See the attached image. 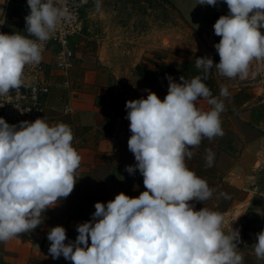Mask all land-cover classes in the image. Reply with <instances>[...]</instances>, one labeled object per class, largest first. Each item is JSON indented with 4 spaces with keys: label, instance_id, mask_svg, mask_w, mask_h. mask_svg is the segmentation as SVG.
<instances>
[{
    "label": "clouds",
    "instance_id": "clouds-1",
    "mask_svg": "<svg viewBox=\"0 0 264 264\" xmlns=\"http://www.w3.org/2000/svg\"><path fill=\"white\" fill-rule=\"evenodd\" d=\"M226 3L228 14L214 23L221 37L214 45L220 60L197 57L200 75L180 82L168 76L163 101L151 90L146 98L126 102L131 136L128 149L145 191L138 197L121 192L106 204L96 202L89 221L76 226L75 241L57 225L47 234L52 259L72 264H244L239 251L240 230H223V215L195 203L209 200L214 189L186 165L204 138L223 136L221 86L213 96L205 81L218 75L247 79L254 62L264 64V0H197L199 5ZM27 35L0 33V96L25 86V68L39 64L45 43L64 22L71 21L67 0H27ZM102 8L96 0L95 9ZM255 75V73H253ZM203 99L210 106H197ZM69 125H50L44 118L9 124L0 117V243L19 238L42 225L46 210L56 207L74 190L81 156L73 147ZM215 154L206 149V167ZM253 249L264 260V230L256 233ZM89 240L91 243L89 244ZM67 241V242H66Z\"/></svg>",
    "mask_w": 264,
    "mask_h": 264
},
{
    "label": "crops",
    "instance_id": "crops-1",
    "mask_svg": "<svg viewBox=\"0 0 264 264\" xmlns=\"http://www.w3.org/2000/svg\"><path fill=\"white\" fill-rule=\"evenodd\" d=\"M95 2L91 0L82 9V31L71 40L75 52L74 66L67 73L54 67L55 45L44 55L48 64L46 76L51 82V90L43 99L45 120L50 125L65 123L70 126L74 135L73 147L82 158L74 190L56 207L46 210L42 225L29 233L19 234V238L0 243V261L3 264H72L63 256L52 259L48 252V231L54 226H63L67 240L75 241L78 235L76 226L92 218L96 202L106 204L121 192L129 197H138L146 190L138 169L134 174L125 170L127 165L136 164L133 153L128 149L131 132L125 105L129 100L146 98V89L163 101L168 92L167 77L171 76L178 83L180 80L174 74L161 72L148 61L155 57H147L146 50L164 48L153 32L140 40L137 49L132 45L135 40L130 41L126 35L128 25L125 18L128 8L140 14H154L159 9L160 0H101L99 12L95 9ZM167 2L184 15H205L197 19L198 24L187 16L186 20L195 31L209 30L213 39L216 36L213 18L218 20L229 11L223 2L218 3L213 12L205 10L207 5H199L197 0H187V5L191 6L189 10H184L186 6L179 0ZM29 12L27 0H0V33L21 32L27 35L24 32L25 17ZM142 20L141 17L137 22L141 27L154 23ZM150 29L154 31L153 27ZM261 31L264 34V29ZM184 40L183 44L174 46L193 50L196 57L208 56L206 43L193 45ZM173 42L174 39L171 44ZM129 46L133 47L132 50ZM162 59L170 63L172 58ZM139 66L147 68L146 74H142ZM256 67L250 66L247 79H239L231 85L235 88L232 95L239 91L246 94L242 103L229 105L231 116H240L245 124L242 131L234 129L237 141H242L241 157H237L239 152L232 153L225 170L218 165L219 157L215 158L212 167H206L204 138L195 149L194 156L186 159V165L197 176L214 184L212 197L203 204L194 202L195 210L206 207L221 213L225 233L231 232L232 228L240 230L239 251L252 254L256 259L253 264H264V260L257 259L252 246L257 242L255 234L264 230V67L259 69L262 71ZM215 75L218 79L216 70ZM197 106L206 111L210 108L203 99L197 102ZM112 111L121 116L113 115ZM225 180L231 189V200L227 203L222 200ZM241 189L245 191L242 197L239 194Z\"/></svg>",
    "mask_w": 264,
    "mask_h": 264
},
{
    "label": "rangeland",
    "instance_id": "rangeland-1",
    "mask_svg": "<svg viewBox=\"0 0 264 264\" xmlns=\"http://www.w3.org/2000/svg\"><path fill=\"white\" fill-rule=\"evenodd\" d=\"M179 1L185 4L186 8H184V10H189L191 8L189 4L187 5L188 3L187 0H179ZM205 10H209L208 12L210 11L213 12L216 10V6L213 7V6L207 5L205 6ZM127 11L128 13H127L125 20H127L128 26L125 31L130 41L133 39L135 40L134 44L132 45L136 47V49H137V46L140 44V40H142L143 37H146V36H147L146 38H148L149 34H152V32H153V35L157 36L156 38L158 39V41L163 43L164 45V48H161L157 51L156 50L155 51L146 50L147 57L153 56L159 59V58H163V57L166 58L170 56L173 59V60L171 59L170 63L181 61L184 58L196 57L195 55L197 54H195L193 50H186V49L180 48L179 46H174V44L175 45L183 44V42L185 41L184 39H187L188 43H191L193 45L194 44L196 45V43L198 44L201 42L206 43L208 51H209L208 56L211 57L214 62L218 63L217 59L219 55L216 52V49L214 47L217 41L215 38L213 39V37H211V32L209 30H203L202 32L195 31L193 30L192 25L186 20V16H187L191 20H195L193 21V23L198 24L199 20L197 21V19L205 15H199V14L195 15L193 13H187L188 15H184L177 8H175L174 6H171L167 2V0H160L159 9L157 10V12H154V14L147 15V14L141 13V14H144V15H141L140 13H136V11H133V9H130V8H128ZM214 13H212V15L210 16H213ZM206 16H209V14H207ZM141 17L143 19L142 22L143 21L149 22V20H152L154 23L152 25L149 23L141 27L142 25H139L137 23L139 22V19H141ZM215 19L213 18L214 21L212 25H214V23L217 21ZM151 26L153 27L154 31L150 29L152 28ZM172 39H174V42L171 44ZM128 48L129 50H132L133 47L129 46ZM256 64L257 63L254 62V64H252L251 66H255ZM257 70H259V68ZM217 80L219 82L220 88L218 90V95H216V97H219L220 95L221 86H226L230 93L229 97L227 98L221 97V99H223L225 103V111L221 114V118H224L222 120V129H223L224 134L223 136H218L217 137L218 139L216 138L212 140L208 139L209 140L208 142L206 141L207 139L206 138L203 141L204 143L202 144H206L205 148L211 149V151L215 154V158L216 157L220 158V163H218V165L220 166V169L225 170L230 164L232 153L236 154V152H239L237 157H241L242 155V150H243V147L241 148L242 141L240 142L237 141L238 139L236 138V133L234 132V129L239 128L242 131L243 126L245 124L242 123V118L240 116H235V117L231 116L232 114H231V109L229 106L230 103L232 102L235 103L234 97L231 94L232 91L235 90V88H232L231 85L233 84L234 81H238L239 78L229 79V78L218 75ZM245 96L246 94L244 93L240 98H245ZM227 115H229L230 117ZM215 140L217 141L215 142ZM232 142L235 143L233 146L231 144ZM220 156H222V158ZM214 163H215V159H214ZM207 183L209 184L210 188H212V186L214 185L210 181H208ZM222 189H223L222 200L224 203H227L231 200V189L226 180L223 182ZM220 194L221 193L219 192L218 195ZM239 194H240V197H242L245 195V191L241 189ZM234 195H235V191H234ZM221 207L224 208L225 205ZM242 255L244 257V264H253L256 261L255 257L252 254L242 252ZM0 264H3V263L0 261Z\"/></svg>",
    "mask_w": 264,
    "mask_h": 264
},
{
    "label": "built area",
    "instance_id": "built-area-1",
    "mask_svg": "<svg viewBox=\"0 0 264 264\" xmlns=\"http://www.w3.org/2000/svg\"><path fill=\"white\" fill-rule=\"evenodd\" d=\"M90 1L67 0V7L72 13L71 21L62 23L52 38L45 43L41 62L25 68V86L21 87L19 92L12 90L8 95L0 96V117L6 122L18 124L21 121L31 122L37 118L45 119L43 99L51 90V82L46 76L48 64L44 60V55L52 45H55L54 67L67 73L74 66L75 52L71 40L82 31V9ZM256 63L257 68L264 67V64ZM112 114L121 116L117 111H112Z\"/></svg>",
    "mask_w": 264,
    "mask_h": 264
},
{
    "label": "trees",
    "instance_id": "trees-1",
    "mask_svg": "<svg viewBox=\"0 0 264 264\" xmlns=\"http://www.w3.org/2000/svg\"><path fill=\"white\" fill-rule=\"evenodd\" d=\"M217 43L220 41L221 37L215 36ZM197 57L184 58L181 61L176 62H166L162 58H159L157 61L155 58H149L148 61L151 64L156 65V68L161 72H169L177 76L180 80L181 76H184L186 80H190L193 77L200 75V71L195 67V61ZM220 57L218 56L217 62L219 63ZM141 70L142 74H146L147 68L143 66L138 67ZM223 77V76H222ZM207 86L210 88L213 96L218 95V90L220 88L219 82L216 79L215 69L213 68L209 74L208 79L205 81ZM243 91H239L236 94L232 95L237 104L242 103L245 98H240L243 95Z\"/></svg>",
    "mask_w": 264,
    "mask_h": 264
}]
</instances>
